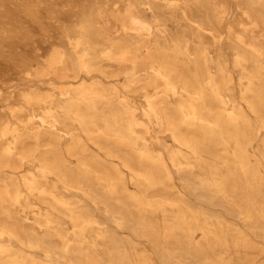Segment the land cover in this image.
<instances>
[{"label": "rangeland", "instance_id": "1", "mask_svg": "<svg viewBox=\"0 0 264 264\" xmlns=\"http://www.w3.org/2000/svg\"><path fill=\"white\" fill-rule=\"evenodd\" d=\"M129 13L131 18H124ZM122 43L134 46L123 58L119 56ZM159 46L177 56L181 73L189 77L198 73L224 118L245 130L240 137L250 165L259 167L264 176V90L259 94L254 83L264 80V0H0V152L13 145L10 162L0 159V184L13 173L20 180L22 195L19 200L9 196L4 206H12L11 211L0 208V248L21 251L41 264H78L82 258L74 253L80 240L78 225L66 212L76 208L96 220L93 226L106 231L98 234L88 228L83 235L100 243L99 250L105 251L102 264H109L107 251L116 244L145 252L138 257H148L153 264H166L167 258L171 264L179 260L217 264L216 259L205 257L208 247L177 244L184 232L174 236L168 219L180 209L172 202L178 201L190 206L192 217L208 211L211 221L220 224L217 221L222 220L223 226L235 228L228 229L227 257L241 254L242 264H264V219L247 196L242 174L220 150L221 136L215 134L208 142L203 134L190 144L180 139L179 129L172 125L177 117H190L179 102L193 84L149 57L159 54ZM87 52L95 63L91 70L80 65ZM57 56L62 60L57 61ZM67 71H78L80 76H66ZM83 80H100L102 98L93 103L96 108L80 110L79 117L68 111L73 101L85 98L75 88ZM166 104L172 106V114L165 112ZM237 105L244 114L237 112ZM88 123H99L102 131L92 137ZM37 129L39 137L33 134ZM49 130L61 137L60 147L47 144ZM192 130L203 132L204 128L193 126ZM73 132L87 141L89 149H69ZM124 136L141 138L160 157L162 164L154 170L164 182H145L136 146L118 143ZM24 145L35 150H25ZM92 149L113 158L123 170L125 178L118 181L115 192L106 188L117 180L111 166L96 161ZM110 151L117 155L110 156ZM172 152L179 153L181 165L175 163ZM45 156L50 165L60 163L63 168L80 165L84 159L89 168L106 174L81 177L74 170L73 176L85 179V187L68 185L47 165ZM213 169L224 177L225 193L210 188ZM26 173L42 183L39 189L25 180ZM125 185L146 203L158 198L165 203L142 207L123 189ZM11 188L14 194L17 188ZM252 193L264 208V179L255 178ZM251 210L254 217L247 215ZM41 211L50 212L55 223L61 224L65 240L48 235L49 226L37 219ZM115 214L125 222H116ZM240 230L256 245H241L238 251L234 233ZM202 231L198 226L195 241L203 239Z\"/></svg>", "mask_w": 264, "mask_h": 264}, {"label": "bare ground", "instance_id": "2", "mask_svg": "<svg viewBox=\"0 0 264 264\" xmlns=\"http://www.w3.org/2000/svg\"><path fill=\"white\" fill-rule=\"evenodd\" d=\"M131 16L132 15H130L129 13L128 16L126 15L124 18H131ZM120 48H121V53L119 56L121 58L127 57L130 52L134 51V46L128 43L120 44ZM158 49H159L158 55L154 53H150L149 57L156 58V60H159L161 64L164 65L165 68H170L174 70L175 71L174 74L176 76H179L180 78H187L188 80H190V82L192 81V84H193V87L188 88L189 89L188 96H182L179 102L180 103L179 106L181 107V109L187 108L190 111L189 112L190 117L185 118L181 116V118L177 117V121H172V125L177 127L179 129V132L181 133L180 139L184 142L191 144L192 142H195V140L197 141V137L199 136L202 137L203 134L208 139L207 140L208 142H211L213 140V136L215 134L220 135L221 139L218 140L219 143L221 144L220 150L224 151L225 153L224 155L228 157L230 160H232V166L234 168L236 167V169L239 170V173L242 174L244 178V188L248 192L247 196L252 198V206H254L257 209L258 213L257 212L256 213L258 214V216L264 219V208H262V204H260L257 201V195H254L252 193L255 178L256 180H259V179L263 180L264 176L261 175V170L259 167L250 165L249 153L246 147L242 144V139L240 137V134L242 135L246 134L245 130L243 131L240 128V126L231 125L228 122V120L224 118V114H225L224 111L222 109L219 110L218 108L215 107V105L213 104V98H212L213 96L210 93H207L205 86L201 78L199 77L198 73H194L196 75L193 74L190 77L184 73H181L179 71L178 59L176 58L177 56L167 53L165 49L161 46H159ZM133 56L134 55H131L130 57H133ZM56 58H57V61L62 60V56L61 58L59 56H57ZM80 65L81 67H86L89 70L94 68L95 63L89 57L88 52L85 53L83 56H81ZM68 68L70 69V67ZM65 75L71 76L76 79L80 76V73L78 71H75L74 73L72 72L69 73L67 71ZM254 83L257 85L255 90H257L259 94H262V91L264 90V80L255 81ZM101 85H102V82L100 80H94V81L83 80L80 83H78V85L75 88L81 89L83 93L85 94L84 95L85 98L79 101H73L72 103L73 108L69 109L68 112L72 114H76L77 116L81 117L80 110H91L93 108H96V106L93 105V103H95L98 98H102V96L100 95ZM217 91L219 92V88H217ZM36 95H38V97L41 98L40 94H36ZM30 96L33 97L34 94L31 93ZM164 107H165L166 113L168 114L173 113L172 106L166 104ZM236 107H237L236 108L237 112L244 114L242 107L238 105ZM261 121L262 123H264V115H261ZM193 126L203 127L204 131L202 132L201 130H192ZM7 128L8 126L5 127V129ZM88 130H89L90 135L92 137L93 136L95 137L102 131V125H100L99 123L98 124L96 123V125H92L91 123H88ZM46 132L49 135L47 144L55 148H58V146L60 147L61 137L58 136L59 134L56 133L54 130H49ZM33 134L36 137H39L40 130L39 129L33 130ZM118 143L133 144L136 146L137 150L139 151L136 154L139 155L142 161V164L144 166L141 172L145 175L146 183L157 184L159 181L164 182L161 178H158L154 170L155 169L154 167L156 164H157L156 166H158V164L159 165L162 164L160 157L154 154L151 151L150 147L141 138L136 137V136H129V137L124 136L119 139ZM233 143L236 145L235 147L233 146ZM76 147H81V149L82 148L89 149V147L87 146V141L82 137L75 136V133L73 132L72 140H71V143L69 144V149H73ZM23 149L28 150V151H32L33 149L35 150V148H33L32 145H24ZM180 152H183V151H180ZM108 154L110 156L117 155L114 151H110ZM12 155H13V145L8 144L3 148V151L0 152V159L5 164L9 163L10 162L9 157H11ZM91 155L99 163H103V164L111 166L110 167L111 170H110V168H108L105 165L107 172L109 173V170H110L111 174L113 175V178L117 180H115L110 185V187H106V188L110 191L115 192L118 189V181L124 180L125 178L123 170L118 166V164L114 160H112L113 158L110 159L108 157H105L104 155H102L101 153L93 149L91 150ZM171 155L176 164L178 165L182 164V161L179 160V153L172 152ZM47 158H48L47 156H45L44 158L47 161V165L55 168L57 173L62 177L64 182L67 183L68 185H72V184L75 185L74 183H78L77 185H79L80 187H85V184H84L85 179L73 176L74 174H76L72 172L74 170L76 171L78 170L80 172L79 176L81 177H83V175H86L85 177H88V176L93 177L92 174H95V175L97 174L101 176H104L106 174L105 171L104 173L98 174V171H95L96 169L89 168L88 166H90L91 164L85 163L84 159H81L80 165L70 166L67 163H65L68 166L66 168H63L60 163L58 164L52 163L50 165V161ZM62 160H64V158H62ZM12 165H14L15 167H18L17 162H13ZM128 165L133 167V165L129 163ZM158 172L160 174V171ZM24 178L25 180L29 181L33 187L35 186L37 187L39 184L42 185V183L38 182L32 173L31 174L26 173L24 175ZM209 180L211 182L210 188L212 190L225 193V187L223 186V182L225 181L224 177H220L216 169H213L211 171V176L209 177ZM13 185L17 188V190L14 191V194H12L13 189L11 188ZM39 186H38V189H39ZM127 186L125 185L123 189L131 192L132 195L138 199L137 201L139 205L142 207H146L147 203L153 204V205H161V206L164 205L165 203L164 198H158L157 202L148 201L146 203L143 200V197L142 198L140 196L138 197V194L134 193V191L130 190L129 189L130 187L128 188ZM19 188H20V180L18 176L13 173L8 175V178L6 179V182L4 184L2 183L0 184V208L2 211H6V210L11 211L12 206L9 208L4 206L5 203L10 199L9 196L11 198L14 197L16 200H19L21 198L22 195L19 194L18 192ZM89 189H92V188H89ZM40 190H43V189H41L40 187ZM224 195L226 196V194ZM172 202L177 204L180 207V209L178 210L176 216L173 219H168L169 220L168 228L174 236H177L182 231L184 232L183 234L184 238L177 239V244L193 246V244L196 243L197 248L199 247L207 248L208 247V251L205 252V257H211V258L216 259L218 262L217 264H242L243 263L244 261L243 255L239 254L237 257H235L234 255L227 257L225 254V249L229 248V245H230V241H229L230 237L227 234L229 232L228 229L230 227H231L230 229H235V228H232V226L230 227L223 226L222 220L217 221L220 224L215 223V221H211L208 217V211H204V212L199 211L195 214V216L192 217L189 212L190 206L186 205L185 207L183 204L179 203L178 201H172ZM233 205L243 206V204L241 205L240 203L239 204L233 203ZM66 212L72 217L73 221L78 225L77 233L78 235H80L79 236L80 240L76 241L74 245L75 247L74 253L76 255L82 256V258H80L77 263L78 264H102L101 256L105 253V251L99 250L100 243L95 238H91L87 240L84 238L83 235H84L85 230L88 228L91 230L96 229L98 231V234H105L106 231L99 230V228H96V226H93V223L96 220L88 217L84 210L76 209V208H67ZM247 215L249 217H254V212L252 210L248 211ZM115 216H116L115 218L116 222L124 223L126 220V219L124 220L121 216H118L117 214H115ZM37 219L39 222L43 224H47L49 226L48 235L51 238H55L59 236L60 238L65 240L66 232L64 231L63 227L61 226L59 222L55 223L56 219L51 215L50 212H46V211L39 212ZM194 222H197L199 224L203 223V225H198L203 230L201 233L202 238H203L202 240L195 241L196 239L195 232L198 226H195ZM234 236H235V245L238 251H241L240 249L241 245H245V246L256 245L253 241L250 240L249 237H247L243 233L242 230L238 232L235 231ZM115 246L117 247L107 251L109 255H111V258L108 259L109 264H153L152 259L148 257L146 258L144 256V259H141L138 257V256H142V254H145V252H140L138 250H134L133 252L128 251L124 247L123 244H116ZM165 263L171 264L168 258L165 260ZM0 264H41V263L38 260L24 254L21 251H12L11 248L1 247L0 248ZM176 264H185V261L179 260Z\"/></svg>", "mask_w": 264, "mask_h": 264}]
</instances>
